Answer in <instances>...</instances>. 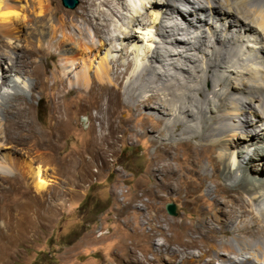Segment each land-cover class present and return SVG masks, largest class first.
<instances>
[{
  "label": "bare ground",
  "instance_id": "1",
  "mask_svg": "<svg viewBox=\"0 0 264 264\" xmlns=\"http://www.w3.org/2000/svg\"><path fill=\"white\" fill-rule=\"evenodd\" d=\"M100 4L108 6V12L99 9L96 0H87L79 12L65 17L52 7V0H0V123L16 126L28 138H36L31 119L34 91L40 88L42 98L48 79L33 57L45 50L49 40H55L59 56L66 61L60 65L63 78L58 82L64 85L68 80L72 86L69 91L84 87L88 97L97 94L101 100L99 112L108 122L120 110L115 82H121L127 74L121 67L135 63L125 80L126 101L137 111L146 108L156 114L155 127L164 125L167 139L182 127V138L208 140L209 146L199 147L214 150L221 147V140L230 141L227 136L233 132L235 145L219 151L217 160L211 158L212 167L221 169L230 185L242 182L243 190L223 186L214 179V190L220 196L215 202L222 203V207H214L207 218L226 228H232L233 220L240 218L234 232L256 227V237L234 236L212 247L216 253L238 254L236 259L222 258L223 264H264V233L259 236L263 228L257 226L258 221H264V0H101ZM112 17L125 22L110 33ZM71 25L74 30L68 31ZM25 26L27 38L14 33ZM90 31L94 37L99 36L96 41L87 39ZM215 40L220 45L216 46ZM112 41L118 42L120 49ZM130 47L135 54L130 60H122L125 53L114 54ZM24 75L29 81L22 78ZM204 82L209 83V88ZM60 112L52 126L55 138L54 142L48 141L51 145L59 142L64 122ZM247 112L254 117H245ZM249 125H256L257 129H249ZM41 141H45L42 135ZM155 143L163 145L160 140ZM249 147H254L251 154ZM10 164L6 155L0 156L3 180H10L14 174L5 169ZM161 167L160 170L180 172L170 162ZM29 174L36 178L37 188L47 187L43 169L30 168ZM216 175L215 172L213 178ZM174 182L170 185L181 193V181ZM188 193L184 191L185 197ZM248 214H252L255 224ZM221 215L232 218L231 222ZM165 222L160 219L156 224L162 235ZM181 225L183 222L167 224L172 229ZM171 237L183 242L176 230ZM207 252L197 256L204 259ZM195 257L187 253L184 264L194 262Z\"/></svg>",
  "mask_w": 264,
  "mask_h": 264
},
{
  "label": "rangeland",
  "instance_id": "2",
  "mask_svg": "<svg viewBox=\"0 0 264 264\" xmlns=\"http://www.w3.org/2000/svg\"><path fill=\"white\" fill-rule=\"evenodd\" d=\"M86 1L80 0L75 9H68L62 0H52V7L66 17L68 13L79 12ZM96 1L99 9L108 12V6ZM124 22L125 19L112 17L110 33L116 26H124ZM72 30L71 25L68 31ZM27 32V26L14 31L17 35ZM97 38L91 31L87 34L89 41ZM51 41L46 42L41 54L32 58L40 63V70L48 79L42 98L40 88L34 91L31 119L36 138H28L16 126L5 127L4 122L0 123V156L10 159L11 164L5 169L14 173L10 180L0 177V264H184L187 253L196 257L194 262L188 260L185 264H223L222 258L236 259L238 254L234 252L216 253L212 244L234 236L256 237V227L234 232L240 218L233 220L232 228L221 227L207 218L214 207H222V203L215 202L220 199L214 190L215 180L223 186L243 190L242 182L230 185L222 170L212 167L219 151L235 145L233 132L227 136L230 141L221 140V147L214 150L199 147L209 146L208 140L182 138V127L167 139L165 126L155 127L156 114L146 108L137 111L126 101L125 80L135 63L121 67L127 74L121 82H115L120 115L112 116L108 122L99 112L101 100L97 94L88 97L84 87L69 91L72 86L68 80L64 85L58 82L63 78L60 65L66 61L59 56L55 40ZM111 43L120 49L118 42ZM215 45L220 42L215 40ZM132 50L125 48L114 54L125 53L122 60L127 61L135 57ZM98 61L97 57L95 64ZM22 78L29 81L26 75ZM204 84L209 88L208 82ZM60 89L64 91L58 93ZM58 111L63 114L64 122L59 142L51 145L48 141L54 142L52 126ZM245 117L254 116L247 112ZM248 128L257 129L256 125ZM40 135L46 142H40ZM156 140L163 145H156ZM168 142L175 145L164 146ZM252 152L254 147H249V153ZM165 162L179 167L180 172L160 170ZM30 168L43 169L48 181L46 188H37L36 178L29 174ZM248 172L253 174L251 170ZM174 181H181V193L170 185ZM184 191L189 192L186 197ZM56 203L59 205L54 212ZM168 203L176 205V216L167 212ZM247 216L253 224L252 214ZM221 218L229 222L232 219L224 215ZM160 219L166 221L163 235L156 225ZM167 222H183V225L172 229ZM259 225L263 228L259 232L262 236L264 221H258ZM174 230L180 232L183 242L172 240ZM204 250L209 254L200 259L197 255Z\"/></svg>",
  "mask_w": 264,
  "mask_h": 264
},
{
  "label": "water",
  "instance_id": "3",
  "mask_svg": "<svg viewBox=\"0 0 264 264\" xmlns=\"http://www.w3.org/2000/svg\"><path fill=\"white\" fill-rule=\"evenodd\" d=\"M79 3H80V0H62L63 6L68 9H75L79 5ZM166 210L172 216L177 215L176 205L174 203H168L166 205Z\"/></svg>",
  "mask_w": 264,
  "mask_h": 264
}]
</instances>
